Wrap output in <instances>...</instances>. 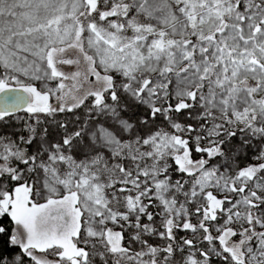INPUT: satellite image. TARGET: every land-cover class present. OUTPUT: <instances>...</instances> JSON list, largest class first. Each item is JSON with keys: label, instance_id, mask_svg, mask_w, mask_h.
<instances>
[{"label": "snow or ice", "instance_id": "snow-or-ice-1", "mask_svg": "<svg viewBox=\"0 0 264 264\" xmlns=\"http://www.w3.org/2000/svg\"><path fill=\"white\" fill-rule=\"evenodd\" d=\"M0 264H264V0H0Z\"/></svg>", "mask_w": 264, "mask_h": 264}]
</instances>
